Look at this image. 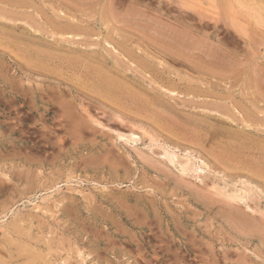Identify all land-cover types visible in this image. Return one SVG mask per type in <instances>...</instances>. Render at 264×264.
<instances>
[{
  "label": "rangeland",
  "instance_id": "obj_1",
  "mask_svg": "<svg viewBox=\"0 0 264 264\" xmlns=\"http://www.w3.org/2000/svg\"><path fill=\"white\" fill-rule=\"evenodd\" d=\"M0 264H264V0H0Z\"/></svg>",
  "mask_w": 264,
  "mask_h": 264
},
{
  "label": "bare ground",
  "instance_id": "obj_2",
  "mask_svg": "<svg viewBox=\"0 0 264 264\" xmlns=\"http://www.w3.org/2000/svg\"><path fill=\"white\" fill-rule=\"evenodd\" d=\"M106 71V70H105ZM113 83V82H112ZM106 84H107V82H106ZM111 86V85H110ZM112 86H114V84L112 85ZM112 88V87H111ZM113 89V88H112ZM84 111V110H83ZM101 124V123H100Z\"/></svg>",
  "mask_w": 264,
  "mask_h": 264
}]
</instances>
